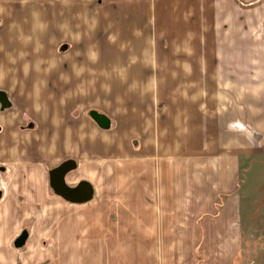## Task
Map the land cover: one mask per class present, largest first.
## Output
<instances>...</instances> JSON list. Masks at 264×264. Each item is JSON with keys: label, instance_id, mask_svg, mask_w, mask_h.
Masks as SVG:
<instances>
[{"label": "crops", "instance_id": "crops-1", "mask_svg": "<svg viewBox=\"0 0 264 264\" xmlns=\"http://www.w3.org/2000/svg\"><path fill=\"white\" fill-rule=\"evenodd\" d=\"M96 1L0 0V264L238 263L242 171L264 163V0H123L118 17ZM82 92H120L91 110L109 128L72 116ZM67 161L89 201L52 192ZM24 230L46 252L16 248Z\"/></svg>", "mask_w": 264, "mask_h": 264}, {"label": "rangeland", "instance_id": "rangeland-1", "mask_svg": "<svg viewBox=\"0 0 264 264\" xmlns=\"http://www.w3.org/2000/svg\"><path fill=\"white\" fill-rule=\"evenodd\" d=\"M64 1H65V4L69 2V0H64ZM96 2L98 3V5L104 6V9L107 8V3L111 4L109 5V7L111 6V8L106 9L108 10L107 13L110 15L111 14L110 10L112 9L113 13L116 14L115 16L118 17L119 16L118 10L122 8L121 2H123V0H97ZM65 7H67V5H65L64 8ZM102 23L98 24V29L100 28ZM110 23L114 24L113 26L114 28H112V31L119 32V33L123 31L122 35H123V38L125 39L126 35L123 34L125 33V29L123 25L121 27L120 22L119 21L115 22V20ZM153 23L154 22L150 23L148 26L149 27L152 25L154 26ZM117 27H119V29H117ZM110 35L111 34L108 35L110 37L109 39L110 41L114 42V45L116 47V52H119L117 50V46H119L120 50H121V47H123L124 50L127 47V52H130V53H133L134 50H136L135 49L136 45L134 43L129 45V41H128V45L124 44L120 46L114 41L115 38H113ZM84 46L82 45L81 42H79V46L69 43L65 45L62 50H64V48L66 50V48L69 47L71 48L70 50H76L78 53L83 55V53L87 49V47H84ZM98 46L99 45L97 43L96 49H94V51H97V52L100 51ZM129 46L133 48H130L129 50L128 49ZM68 50L69 49H67V51ZM116 52L113 53V55L106 52L109 56H111V60H110L111 62L116 61L117 58H120L118 57ZM159 62H163V61H159ZM179 62L181 61H178L177 63ZM182 62H185V61H182ZM89 66H92V63H90ZM97 70H98V66H97ZM116 93L117 92L114 93L113 97H109V99L105 100L103 92H82L80 95L81 100H82V106L79 108H75V109L70 108L72 116L75 118H81V120L91 118V110L93 109L99 110L101 112L109 113L110 110L106 107V105L110 103H115L116 101L120 100L119 99L120 92H118V94L115 96ZM180 94L184 95L185 93H180ZM154 96H156V93ZM90 99H91V102L89 101ZM126 99L130 101L131 100L134 101L135 99H137V96L128 95ZM154 100H157V96L154 97ZM125 110L126 109H124V111ZM115 126L116 127L118 126L117 122H115ZM52 192L55 193L53 188H52ZM240 194H241V200H242V203H241V213H242L241 248L242 250L240 253V257L238 258V263L236 264H264V163L261 165L257 164V166L253 168L252 170H249L248 168H246L244 171H242ZM41 243L42 244L36 247H31L33 244L32 242H30L26 247L24 245L23 247L18 248V249L22 251L23 249L28 248V252L30 251L31 256H32L34 255L35 252H39V251L46 252L45 248L49 246V242L43 241ZM51 244H52V247L55 245V243H52V242ZM85 245L86 246L84 247H89L88 243H85Z\"/></svg>", "mask_w": 264, "mask_h": 264}, {"label": "water", "instance_id": "water-1", "mask_svg": "<svg viewBox=\"0 0 264 264\" xmlns=\"http://www.w3.org/2000/svg\"><path fill=\"white\" fill-rule=\"evenodd\" d=\"M0 104L3 109L12 106V103L6 92L0 90ZM92 118L102 127L109 128L111 125L110 118L98 111L91 112ZM75 167L73 161H67L52 170L50 174V184L53 190L66 200L75 203H82L89 201L94 194V188L88 181H81L76 186H70L66 181V176ZM1 194V193H0ZM28 239V231L24 230L22 234L16 239L15 245L17 248L23 247Z\"/></svg>", "mask_w": 264, "mask_h": 264}, {"label": "flooded vegetation", "instance_id": "flooded-vegetation-1", "mask_svg": "<svg viewBox=\"0 0 264 264\" xmlns=\"http://www.w3.org/2000/svg\"><path fill=\"white\" fill-rule=\"evenodd\" d=\"M2 106V105H1ZM5 110V109H4Z\"/></svg>", "mask_w": 264, "mask_h": 264}]
</instances>
